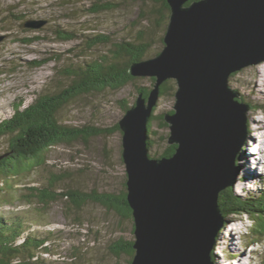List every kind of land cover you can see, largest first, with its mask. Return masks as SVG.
<instances>
[{
    "label": "rangeland",
    "instance_id": "1",
    "mask_svg": "<svg viewBox=\"0 0 264 264\" xmlns=\"http://www.w3.org/2000/svg\"><path fill=\"white\" fill-rule=\"evenodd\" d=\"M106 4L109 10L97 11ZM159 8L146 0H0V71L4 72L0 76V122L13 115L15 105L24 108L40 95L66 88L73 68L102 60L124 41L149 43L151 54L157 56L164 49L160 38L165 36V23L156 24ZM29 20L46 24L27 29L24 24ZM57 31L73 39L61 40ZM97 36L107 37L110 43L96 41ZM138 78L123 89L84 95L68 105L61 114L65 125L106 132L88 142L79 140L52 149L42 167L13 179V188L0 197V214L26 218L32 231L48 238L51 251L44 255L48 264H129L130 258L114 255L113 247L117 240L135 241L134 219L98 203L77 208L64 199L49 204L40 203L39 197L32 203L28 200L35 187L55 192L75 188L86 193H122L127 181L123 132L114 129L126 114L122 103L132 107L138 87L152 90L155 85L153 78ZM230 86L251 105L249 133L238 156L244 170L240 173L238 169L233 184L239 195L249 196L264 184V62L233 76ZM175 104L176 97L166 95L156 107L149 135L153 156H161L169 145L170 129L163 127L160 117L174 111ZM255 125H260V132L252 128ZM7 150L8 142L2 140L0 154ZM245 155L253 157V168L244 164ZM253 223L247 215L224 221L215 246L216 264H264V239L256 243L247 238Z\"/></svg>",
    "mask_w": 264,
    "mask_h": 264
},
{
    "label": "water",
    "instance_id": "2",
    "mask_svg": "<svg viewBox=\"0 0 264 264\" xmlns=\"http://www.w3.org/2000/svg\"><path fill=\"white\" fill-rule=\"evenodd\" d=\"M167 2L164 49L130 68L133 77L156 83L119 123L135 223L132 264H216L225 221L220 197L237 180L251 109L230 80L264 62V0ZM45 24L29 20L25 27ZM168 80L178 85L174 113L164 115L168 144L177 148L153 159L149 122Z\"/></svg>",
    "mask_w": 264,
    "mask_h": 264
},
{
    "label": "trees",
    "instance_id": "3",
    "mask_svg": "<svg viewBox=\"0 0 264 264\" xmlns=\"http://www.w3.org/2000/svg\"><path fill=\"white\" fill-rule=\"evenodd\" d=\"M146 1L160 7L156 24L160 27L165 23L164 35H166L171 14L167 0ZM100 9L109 10L110 6L106 4L97 7V11ZM19 19L23 18L20 17ZM57 32L61 40L73 39L70 35L65 36L62 31ZM95 40L104 44L110 43V40L105 36H97ZM160 41L164 46V39L160 38ZM97 43L91 44L89 48L92 49ZM152 48L151 44L144 41H124L115 47L111 55H107L102 60H92L73 68L68 73L71 82L66 88L40 95L24 108L23 105H15L13 115L0 122V142L2 140L8 142V150L0 154V197H6L4 193L13 188L11 184L13 179L23 175H31L36 169L42 167L47 162V154L52 149L79 140L88 142L93 137L103 135L106 132L103 129H74L65 125L61 120L63 110L81 96L101 93L109 89L120 90L137 81L139 78L130 74V68L134 63L152 58L154 56L151 54ZM2 74L4 72L0 71V76ZM151 80L154 84L156 83L155 78ZM137 91L138 95L143 93L144 97L148 98L151 89L138 87ZM176 91V82L168 80L161 87V97L175 96ZM240 101L248 104L242 99ZM124 102L122 107L127 112L131 107ZM249 106L251 107V105ZM156 110H154L153 118L149 122V135ZM170 113H174V111ZM160 119L163 127L169 129L164 116H161ZM119 130L121 128L118 124L114 131ZM149 147L150 150L153 147L150 136ZM176 148V145H168L161 156L157 157L152 154L150 156L153 159L171 157L175 154ZM36 197H39V202L42 204L63 199L68 200L72 206L77 208L86 203H98L117 212L123 218L134 219L133 210L127 199L126 185L121 194L86 193L75 188L55 192L52 188L40 190L35 187L31 189L29 203H32ZM220 205L224 220L239 215H247L254 222L247 238L253 239L256 243L264 239V184L256 194L249 196L239 195L232 186L221 193ZM134 232L135 228H133ZM41 235L37 231H32V227L26 218L0 214V264H48L44 255L51 251L48 244L49 240L46 236ZM133 245L134 240H117L113 247V253L116 256H128L130 258L129 264H132L135 256Z\"/></svg>",
    "mask_w": 264,
    "mask_h": 264
},
{
    "label": "bare ground",
    "instance_id": "4",
    "mask_svg": "<svg viewBox=\"0 0 264 264\" xmlns=\"http://www.w3.org/2000/svg\"><path fill=\"white\" fill-rule=\"evenodd\" d=\"M259 126L260 125H255V127L253 126L252 128L254 129V130H257V128H259ZM257 131H259V129L257 130ZM249 132V131H248ZM260 132V131H259ZM243 160H245L244 161V164H248V163H250V167L251 168H253L254 166H253V163H251V162H253L254 160H253V157L252 156H250V155H245V157H244V159ZM253 160V161H252ZM257 162H255V164H256ZM257 167V166H256ZM238 169H239V171H240V173L244 170V165H242V164H238Z\"/></svg>",
    "mask_w": 264,
    "mask_h": 264
}]
</instances>
